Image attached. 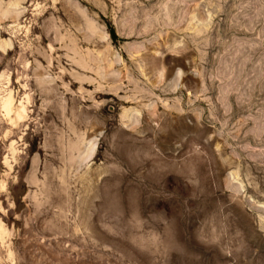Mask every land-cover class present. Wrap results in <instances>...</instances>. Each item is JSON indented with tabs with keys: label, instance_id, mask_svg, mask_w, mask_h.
I'll return each mask as SVG.
<instances>
[{
	"label": "rangeland",
	"instance_id": "rangeland-1",
	"mask_svg": "<svg viewBox=\"0 0 264 264\" xmlns=\"http://www.w3.org/2000/svg\"><path fill=\"white\" fill-rule=\"evenodd\" d=\"M0 233V264H264V0H0Z\"/></svg>",
	"mask_w": 264,
	"mask_h": 264
},
{
	"label": "bare ground",
	"instance_id": "bare-ground-1",
	"mask_svg": "<svg viewBox=\"0 0 264 264\" xmlns=\"http://www.w3.org/2000/svg\"><path fill=\"white\" fill-rule=\"evenodd\" d=\"M12 5H13V3H12ZM14 5H15V4H14ZM19 18H20V17H19ZM15 19H16V16H15ZM10 94H11V93H10ZM10 94H9V95H10ZM10 96H11V95H10ZM11 97H12V96H11ZM6 99H7V98H6ZM13 100H14V99H13ZM7 102H8V101H7ZM10 102H11V101H10ZM8 103H9V102H8ZM8 103H7V104H8ZM7 106H8V105H7ZM7 106H6V107H7ZM10 107H11V106H10ZM6 109H7V108H6ZM10 111H11V110H10ZM3 112H4V111H3ZM7 113H8V112H7ZM21 113H22V112H21ZM5 115H6V113H5ZM11 117H12V116H11ZM17 117H18V116H17ZM20 117H21V116H20ZM11 119H12V118H11ZM0 234H1V233H0Z\"/></svg>",
	"mask_w": 264,
	"mask_h": 264
}]
</instances>
